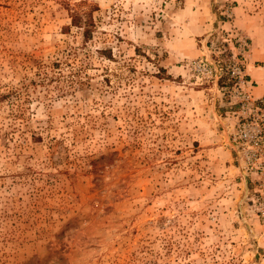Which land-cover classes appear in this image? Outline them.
<instances>
[{"label":"rangeland","instance_id":"obj_1","mask_svg":"<svg viewBox=\"0 0 264 264\" xmlns=\"http://www.w3.org/2000/svg\"><path fill=\"white\" fill-rule=\"evenodd\" d=\"M224 50L261 97L264 0H0V264H264V114L192 70Z\"/></svg>","mask_w":264,"mask_h":264},{"label":"built area","instance_id":"obj_2","mask_svg":"<svg viewBox=\"0 0 264 264\" xmlns=\"http://www.w3.org/2000/svg\"><path fill=\"white\" fill-rule=\"evenodd\" d=\"M245 46H247L246 42H244ZM225 51H221L220 55L216 54L215 57L201 59L198 63L192 65V70H200L210 75V77H213V83L216 86L221 80L224 81L222 89L228 90L225 95L228 98L227 104L234 108L233 114H236V107L242 113L260 111L264 114V95L256 98L250 92L253 83L247 79L240 63L234 59L233 61L223 59L222 56ZM234 141L236 142V133Z\"/></svg>","mask_w":264,"mask_h":264},{"label":"trees","instance_id":"obj_3","mask_svg":"<svg viewBox=\"0 0 264 264\" xmlns=\"http://www.w3.org/2000/svg\"><path fill=\"white\" fill-rule=\"evenodd\" d=\"M72 25L78 26V27L83 29V36H84L85 39H89L90 38L92 23L89 22L87 19H83V17L75 14V15L72 16ZM58 66L59 65H58L57 62H53V63H49V64L38 63V69H40V70L42 69V70L45 71V74H46L45 76H46L47 79L48 78L52 79L51 75H49V73L46 72L47 69H56ZM72 70H74V69H72ZM77 76H78L77 72H74L73 73V77H77ZM77 83H78L77 81H73V84H77Z\"/></svg>","mask_w":264,"mask_h":264},{"label":"crops","instance_id":"obj_4","mask_svg":"<svg viewBox=\"0 0 264 264\" xmlns=\"http://www.w3.org/2000/svg\"><path fill=\"white\" fill-rule=\"evenodd\" d=\"M262 90L260 89L259 90V92H261ZM255 95H257L258 94V96H261V95H263L264 93H254Z\"/></svg>","mask_w":264,"mask_h":264}]
</instances>
